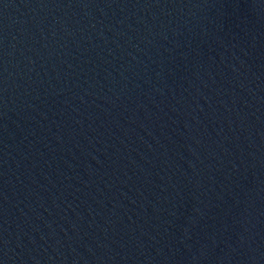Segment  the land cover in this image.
I'll return each mask as SVG.
<instances>
[{"label": "water", "instance_id": "1", "mask_svg": "<svg viewBox=\"0 0 264 264\" xmlns=\"http://www.w3.org/2000/svg\"><path fill=\"white\" fill-rule=\"evenodd\" d=\"M0 264H264V0H0Z\"/></svg>", "mask_w": 264, "mask_h": 264}]
</instances>
